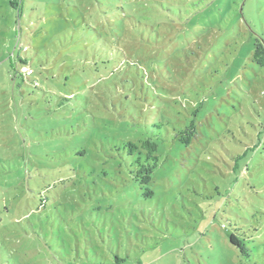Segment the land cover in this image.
Instances as JSON below:
<instances>
[{"label":"rangeland","instance_id":"1","mask_svg":"<svg viewBox=\"0 0 264 264\" xmlns=\"http://www.w3.org/2000/svg\"><path fill=\"white\" fill-rule=\"evenodd\" d=\"M257 40L264 0H0V264H264Z\"/></svg>","mask_w":264,"mask_h":264},{"label":"trees","instance_id":"2","mask_svg":"<svg viewBox=\"0 0 264 264\" xmlns=\"http://www.w3.org/2000/svg\"><path fill=\"white\" fill-rule=\"evenodd\" d=\"M254 61L264 67V44L257 40L255 44V51H254ZM129 147L131 148V153H134L136 150L139 149L138 145L135 143H129ZM142 148L147 150L146 158L143 162L142 157H139L138 160L140 162V169L135 174L136 179L140 178V184L142 187L148 188V184L152 181V176L154 170L158 163V157L155 155L157 151V145L151 144L149 142H143ZM152 192L149 190L145 195H151ZM231 243L239 248H241L242 252H246V246H244L236 237V235L232 234L230 236Z\"/></svg>","mask_w":264,"mask_h":264}]
</instances>
